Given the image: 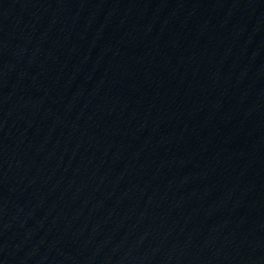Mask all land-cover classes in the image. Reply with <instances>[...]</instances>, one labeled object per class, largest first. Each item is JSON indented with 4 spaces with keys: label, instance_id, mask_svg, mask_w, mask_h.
I'll list each match as a JSON object with an SVG mask.
<instances>
[{
    "label": "water",
    "instance_id": "obj_1",
    "mask_svg": "<svg viewBox=\"0 0 264 264\" xmlns=\"http://www.w3.org/2000/svg\"><path fill=\"white\" fill-rule=\"evenodd\" d=\"M0 264H264V0H0Z\"/></svg>",
    "mask_w": 264,
    "mask_h": 264
}]
</instances>
